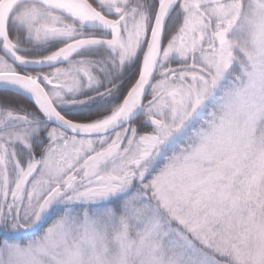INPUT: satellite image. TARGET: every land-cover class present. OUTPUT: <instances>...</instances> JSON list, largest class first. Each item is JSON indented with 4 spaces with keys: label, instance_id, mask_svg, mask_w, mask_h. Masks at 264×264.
I'll list each match as a JSON object with an SVG mask.
<instances>
[{
    "label": "snow or ice",
    "instance_id": "obj_1",
    "mask_svg": "<svg viewBox=\"0 0 264 264\" xmlns=\"http://www.w3.org/2000/svg\"><path fill=\"white\" fill-rule=\"evenodd\" d=\"M0 264H264V0H0Z\"/></svg>",
    "mask_w": 264,
    "mask_h": 264
}]
</instances>
